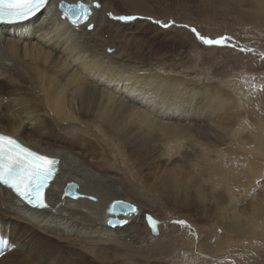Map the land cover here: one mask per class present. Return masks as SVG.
<instances>
[{
    "label": "bare ground",
    "instance_id": "1",
    "mask_svg": "<svg viewBox=\"0 0 264 264\" xmlns=\"http://www.w3.org/2000/svg\"><path fill=\"white\" fill-rule=\"evenodd\" d=\"M59 1L49 0L42 14L23 26L0 25V133L59 160L46 190L45 208L25 205L0 185V235L9 240L0 254V264H59L44 250L49 248L56 254L62 246L86 244L80 248H95L93 244L104 242H110L112 248L116 242L139 235L146 228L142 212L151 210L128 197L134 186L125 164L138 168V173L130 174L141 183V193L151 192L154 186L161 196L180 203L192 194L202 211H224L225 196L215 191L230 179L225 195L231 208L235 203L232 187L243 185L244 166L233 170L232 162L219 157L228 144L224 132L234 131L233 110L223 93L213 85L153 71L148 55L137 62L119 54V49L106 52L114 32L105 24L116 23L110 5L116 9V3L122 2L127 10L142 13H158L160 9H154L150 0H96L100 5L92 7L88 20L73 25L59 10ZM89 23L92 28L87 27ZM101 32L106 33L107 42ZM68 123L76 129L91 128L94 139L83 133L77 136L80 130L60 134L58 126L65 130ZM261 133L259 127L250 139L255 145L249 149L243 143L245 137L238 139L248 153L254 152L251 159L244 158L245 167L262 165ZM72 134L76 136L70 139ZM101 136L120 153L123 166L108 165L100 157ZM161 137L162 146L155 153L151 145ZM196 163H202L214 176L213 181L202 178L201 184L209 181V189L215 192L211 191L209 198L193 184L196 177L189 176ZM69 182L75 184V197L63 193ZM113 200L135 204L136 213L125 216L129 223L108 224V217L124 218L107 212ZM237 211L231 208L228 216H219L222 222L228 220V225L234 221L235 225L226 229L240 234L243 227H236ZM147 230L150 232L149 227ZM214 232L209 234L214 237Z\"/></svg>",
    "mask_w": 264,
    "mask_h": 264
},
{
    "label": "rangeland",
    "instance_id": "2",
    "mask_svg": "<svg viewBox=\"0 0 264 264\" xmlns=\"http://www.w3.org/2000/svg\"><path fill=\"white\" fill-rule=\"evenodd\" d=\"M150 1L154 9H160L158 13L127 10L122 2L116 3L115 9L107 3L116 23L105 24L108 30L114 32V39H110L106 52L114 53L119 49V54L136 59L137 62L148 55L153 71H164L163 73L198 85H213L223 93L226 104L233 110L234 131L223 133L228 144L219 157L224 162H232L233 170H239L243 166L245 168L242 171L243 185L232 187L235 203L231 205V208L238 210L235 215L238 220L236 227H243V233L230 232L226 228L235 225L234 221L228 225L229 221L222 222L219 216H228L231 209L227 205L230 199L225 195L231 179L215 191L225 196L226 202H222L224 211L223 208L219 211H202L199 200L190 193L185 203L161 196L154 186L151 192L145 190V193H141L142 188L138 190L139 186L142 187L141 183L130 174L131 171L138 173V168L125 164L128 168L125 173L130 175L129 181L134 186L132 192L127 194L128 197L150 206L151 211L142 212V222L146 228H142L139 235L134 234L131 240L116 242L117 246L112 248L110 242H104L93 244L95 248H80L86 244L75 246L76 248L62 246L56 254L47 248L44 253L59 264H264V226L256 225L264 223V152L260 156V168L249 165L245 167L246 163L243 161L245 157L251 159L254 153H248L247 149L255 145L256 141L250 139L259 127L264 136V14H261L264 11V0ZM120 15H134L139 19L124 22L116 19ZM148 17L152 19L149 20ZM155 20L174 24L165 28L154 23ZM184 25L187 27H183ZM192 28L213 39L229 36L230 43L237 47L206 45L197 39ZM101 35L107 42L106 33L101 32ZM57 129L60 134L80 130L82 132L76 131L77 136L83 133L94 139L92 129L86 125L76 129L73 123H68L65 130L59 126ZM75 136L76 134L70 135V139ZM240 136L245 137L243 143L247 149L238 142ZM101 138L103 142L100 143V157L108 165L121 164L120 153L112 149L108 138ZM162 141L161 137L155 146L151 145L155 153H158ZM203 167L202 163H196L193 170L189 169V176L196 177L193 178L195 183H189L199 186L203 191L202 195L209 198L215 193L209 189V181H213L214 176ZM256 172L259 173L255 174ZM202 178L209 181L201 184L204 182ZM192 187L195 188L193 185ZM246 207L250 210L244 209ZM149 216L157 223L160 236L152 235L147 230ZM246 216L249 219L245 220ZM211 231H215L214 237L209 234Z\"/></svg>",
    "mask_w": 264,
    "mask_h": 264
},
{
    "label": "snow or ice",
    "instance_id": "3",
    "mask_svg": "<svg viewBox=\"0 0 264 264\" xmlns=\"http://www.w3.org/2000/svg\"><path fill=\"white\" fill-rule=\"evenodd\" d=\"M47 4L48 0H0V25L23 26L41 15ZM61 7L66 8L64 16L69 18L73 25L87 21L90 15L83 3L65 4L64 0H61ZM116 19L131 22L139 19V17L120 15ZM147 19L151 20L152 18L148 17ZM154 23L165 28L174 24V22L163 23L159 20H155ZM87 27L92 28V25L89 23ZM183 27L187 26L184 25ZM191 31L198 40L206 45L237 47V45L230 43L231 37L229 36H219L213 39L201 35L195 28H192ZM240 50L244 51V49ZM57 163L56 159L32 151L16 138L0 133V184L15 191L29 204L40 208L47 207L45 189L54 174V166ZM132 211L136 213L137 209L133 206ZM148 220L152 222V217L149 216ZM129 222L128 219H123L115 223L122 226ZM108 223L113 224V221L109 220ZM180 223H184V221H180Z\"/></svg>",
    "mask_w": 264,
    "mask_h": 264
},
{
    "label": "water",
    "instance_id": "4",
    "mask_svg": "<svg viewBox=\"0 0 264 264\" xmlns=\"http://www.w3.org/2000/svg\"><path fill=\"white\" fill-rule=\"evenodd\" d=\"M64 3L65 4H73V5L83 3L85 5V7L88 9L89 13H91L92 7H97V5H100V3L96 0L92 1L91 3H87V2H84L82 0H77L76 2H72V3L64 1ZM58 8L61 11L62 15L64 16V12L66 11V8L61 7V0L58 2ZM81 11H83V10H81ZM67 19L69 21H71L69 18H67ZM63 193L67 194L69 196H72V197H75L78 195L77 192L75 191V184L72 182H69L68 184H66V186L64 187ZM133 206L136 208L135 204L128 202V201H122V200L111 201L109 204V207L107 208V212L112 214V215L124 216V218L118 219L116 217H114V218L108 217L107 221L111 220V221H113V224H115V226H121L119 224H116L115 222L118 220L126 219L125 216L133 213V211H132ZM113 224H109V225L113 226ZM149 229H150L151 234H154V235L158 234V225L155 221L150 222Z\"/></svg>",
    "mask_w": 264,
    "mask_h": 264
}]
</instances>
